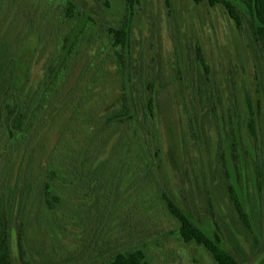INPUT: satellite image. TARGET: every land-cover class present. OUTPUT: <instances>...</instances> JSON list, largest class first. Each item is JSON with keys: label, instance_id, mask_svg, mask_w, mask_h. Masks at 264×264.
Here are the masks:
<instances>
[{"label": "rangeland", "instance_id": "1", "mask_svg": "<svg viewBox=\"0 0 264 264\" xmlns=\"http://www.w3.org/2000/svg\"><path fill=\"white\" fill-rule=\"evenodd\" d=\"M242 13L236 28L205 0H135L130 14L123 0H0V199H13L15 264H108L136 248L149 264H218L181 239L163 193L240 264H264V54ZM126 22L122 68L112 29ZM127 85L135 117L103 127L107 95ZM7 106L25 116L22 133H9ZM152 128L157 153L145 165L136 153L153 144ZM219 149L245 220L228 196Z\"/></svg>", "mask_w": 264, "mask_h": 264}, {"label": "trees", "instance_id": "2", "mask_svg": "<svg viewBox=\"0 0 264 264\" xmlns=\"http://www.w3.org/2000/svg\"><path fill=\"white\" fill-rule=\"evenodd\" d=\"M194 1H202V0H194ZM204 1V0H203ZM208 1L210 4L218 3L220 4L224 10L226 11L229 18L233 21L236 28H240L243 23L244 15L242 10L249 17V28L251 33L253 34L255 40L259 44L261 50L264 54V0H205ZM127 10L130 12L132 11L133 5L135 0H123ZM128 31L129 26L128 22L121 25L119 28L112 29L113 35V44L119 47L121 50L117 54L119 65L122 68L126 67L128 62ZM70 42H67L68 45ZM196 56L200 64L202 65L205 72L208 70V66L206 61L201 53L200 47H196ZM56 71H51V74L45 81L44 85L48 86L51 81L57 77ZM1 72V71H0ZM3 75L4 73L0 74V97L2 94V85H3ZM200 88V87H199ZM114 93L112 95H107L110 101L106 104V110L103 113V116L100 117V121L103 127H108L109 125L115 123L116 121L119 122H132L133 117L136 115V109L134 106V100L130 93V87L127 85V89L124 92L122 88L114 89ZM47 90L43 87L40 91V95L38 96V100L33 103L34 106L40 105V99L45 98ZM124 95V97H123ZM124 98V100H123ZM106 95L102 98V103L105 102ZM144 102V118L147 120L152 119V109H153V97L146 96L143 99ZM119 103V106H118ZM117 105V106H116ZM244 105L245 111L247 114V128L252 136H255L254 132V109L252 104L247 96L244 98ZM8 108V106H7ZM112 109V110H111ZM33 108H30V113L33 112ZM29 115V114H28ZM27 115V116H28ZM231 118V116H230ZM6 123L8 126V131L13 135L14 133H22L26 126V119L25 116L20 113L16 112L14 107L7 109V114L5 116ZM220 120V123L223 124L222 120L224 118L217 114V121ZM98 121V120H97ZM99 121V122H100ZM228 122L232 123V118L228 119ZM234 124V123H233ZM217 126V122H216ZM232 126V124H231ZM218 127V126H217ZM220 128L218 127V133H220ZM234 132L233 126L230 128ZM156 131L154 128L150 130L151 138H153V144L148 143V140L144 141L143 143L138 146V152L136 154L139 155V160H141L145 165L146 160L149 155H153L154 152L157 153V147H155V135ZM227 133V132H225ZM226 134V139L231 140L234 139L233 134ZM235 144V143H233ZM146 146V147H145ZM233 148V147H232ZM220 149L216 152L219 153ZM229 152V151H228ZM220 164L223 165L222 172H223V180L224 183L227 185L228 188V196L233 201L235 209L239 216L245 220V210L242 207V202L240 201L237 196H235V191L233 189V182L230 174L227 172L225 167V160H224V152L219 155ZM231 162L236 166L237 164V157L235 155L234 150H232L231 154ZM254 164H258L257 161H254ZM259 168V167H258ZM256 180L261 176L260 169L256 170ZM238 179V175H237ZM163 200L165 202V206L169 213L177 220L178 222V232L179 236L184 242L194 241L198 244L203 245L212 255L213 259L218 264H240L238 260L228 251L220 247L216 242H214L203 230H201L197 224H195L189 214L176 205L173 199L168 195V193H163L162 195ZM13 200V199H12ZM12 200L9 198L0 199V264H15L12 248L10 245V226H11V204ZM14 203V201H13ZM14 205V204H13ZM20 210V207L18 208ZM24 237V223L19 222L18 220V231H17V245L19 246L20 254H22V239ZM108 264H149L146 255L144 254L141 248H136L130 251H118L116 252L108 261Z\"/></svg>", "mask_w": 264, "mask_h": 264}]
</instances>
